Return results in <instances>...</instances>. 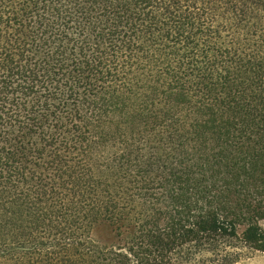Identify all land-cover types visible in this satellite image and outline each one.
I'll return each mask as SVG.
<instances>
[{"label":"trees","instance_id":"obj_1","mask_svg":"<svg viewBox=\"0 0 264 264\" xmlns=\"http://www.w3.org/2000/svg\"><path fill=\"white\" fill-rule=\"evenodd\" d=\"M245 251L264 253V0H0V264Z\"/></svg>","mask_w":264,"mask_h":264},{"label":"rangeland","instance_id":"obj_2","mask_svg":"<svg viewBox=\"0 0 264 264\" xmlns=\"http://www.w3.org/2000/svg\"><path fill=\"white\" fill-rule=\"evenodd\" d=\"M94 241L97 245L102 247H112L117 245L115 235L109 225H101L94 232ZM207 261L204 260H194L191 261L184 260L181 257H178V264H218L214 261H211V255L206 256ZM236 264H264V253L254 252V251H245L242 259Z\"/></svg>","mask_w":264,"mask_h":264}]
</instances>
